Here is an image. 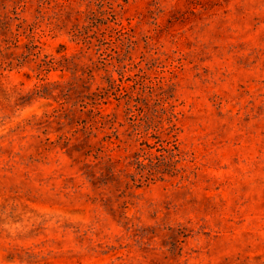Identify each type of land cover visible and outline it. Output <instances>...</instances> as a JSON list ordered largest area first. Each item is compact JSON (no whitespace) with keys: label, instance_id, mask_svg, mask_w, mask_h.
Masks as SVG:
<instances>
[{"label":"rangeland","instance_id":"obj_1","mask_svg":"<svg viewBox=\"0 0 264 264\" xmlns=\"http://www.w3.org/2000/svg\"><path fill=\"white\" fill-rule=\"evenodd\" d=\"M92 92L115 121L88 133ZM165 139L175 166L140 177ZM0 264H264V0H0Z\"/></svg>","mask_w":264,"mask_h":264},{"label":"trees","instance_id":"obj_2","mask_svg":"<svg viewBox=\"0 0 264 264\" xmlns=\"http://www.w3.org/2000/svg\"><path fill=\"white\" fill-rule=\"evenodd\" d=\"M85 13V21L87 24L91 23L99 29V27L102 24H106L109 21L115 22V17L113 13V9H105L103 8L102 4H99L97 8L95 9H87L84 11ZM77 19V18H76ZM116 23V22H115ZM119 24V30H122L125 28L121 22H118ZM20 26V25H18ZM87 25H82L79 26L77 23L73 25L71 29V35H72V40L76 42H82L84 45L86 44V48L90 47L91 41L87 38V35H85L83 28L86 27ZM14 43L18 42L17 38V33H14ZM29 37L31 38L29 40L30 44L26 45L28 54H33L38 56L39 51H38V44L35 42V38L33 35L29 34ZM90 37V36H89ZM34 49H37V51H34ZM61 59H65V57L62 55ZM60 59V60H61ZM59 60L56 59L55 56L49 54V55H44V57L41 59V62L37 64L38 69L41 70H49V67H52L54 64H56ZM93 64V62H92ZM45 65V68H42ZM86 71H82L81 76L79 77L82 80H89L92 77L91 71L92 67L86 66ZM86 77L84 78V76ZM105 79L108 83L109 86H113L116 84V79L112 74H108L105 76ZM150 93H152L150 91ZM164 92H161L158 98H157V105L159 104L160 110L162 113H168L167 117V122L168 126H166V129L168 130V133L172 135V132L174 130V124H172V104H169L168 102V97L163 96ZM99 96V97H98ZM123 97V96H121ZM138 98V102L133 104L135 107L137 106L138 108V114H133L132 110V104L129 99H125L124 102V114L128 119H130L132 122V126L135 128L136 133L139 134L140 136L150 133L151 135H154L158 130L159 127L154 124V119L156 118L155 116H152L148 111L144 110L147 106V102L145 101L144 98ZM105 103L103 100V96H100L96 92H92L91 94L84 95L81 100H80V107L81 109L85 108L86 109V114L87 118L82 120V130L84 132H92L93 129H99V128H104L108 122H113L115 121V116L109 112H104L103 109L101 108V105ZM168 103V104H167ZM140 105V106H139ZM135 119L139 121L138 123L135 122ZM139 126L143 127L142 130L139 129ZM143 132V134H141ZM172 145V140L169 141L167 139L165 140H159V147H157V153H153L150 151H146L144 149H141L140 152L135 153L134 156V162L139 168L138 172L140 177L144 176L143 172L148 178L149 176L160 172L164 170H160L162 166L168 167L170 166H175V162L178 160H174L172 162V147L169 145ZM141 144L147 145L149 148L151 147L149 143L145 140H141ZM173 149H177V146L173 144ZM167 153V154H166ZM171 156V160L169 162L167 161V157ZM175 156H178V153L174 154ZM139 157H143V159H140ZM146 160V161H144ZM165 169V168H164Z\"/></svg>","mask_w":264,"mask_h":264}]
</instances>
